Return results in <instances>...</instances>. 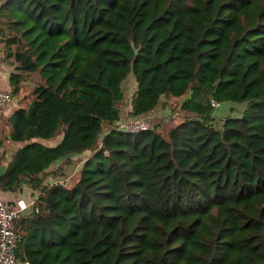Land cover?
<instances>
[{"label":"trees","instance_id":"obj_1","mask_svg":"<svg viewBox=\"0 0 264 264\" xmlns=\"http://www.w3.org/2000/svg\"><path fill=\"white\" fill-rule=\"evenodd\" d=\"M0 44L9 89L35 80L9 115L23 143L0 175V188L39 189L14 219L18 258L264 264V0H1ZM129 71L127 115L161 93L186 94L192 114L166 134L118 128ZM211 97L246 108L216 126ZM84 150L72 183L44 181Z\"/></svg>","mask_w":264,"mask_h":264},{"label":"rangeland","instance_id":"obj_2","mask_svg":"<svg viewBox=\"0 0 264 264\" xmlns=\"http://www.w3.org/2000/svg\"><path fill=\"white\" fill-rule=\"evenodd\" d=\"M2 64L3 65L1 70L3 71H4V66L5 67L8 66L9 68H12V66L7 64L4 59L2 60ZM135 88H136V81L134 74L132 71H129L121 84L122 97L119 100L120 118L129 116L127 115V111L130 105L131 94L135 90ZM185 96L186 94L180 96H166L163 93H161L158 97V101L154 106V108L150 112H148L150 113L148 115L149 125H153L156 123L158 128L164 134H166L171 125L180 121L185 116L192 114L188 110H185L181 107V102L185 98ZM215 99H217L220 102L218 105L215 106L213 105L211 109V116L213 117L212 121L216 126L221 125V118L223 116L241 115L246 108V101H236L227 97H220ZM55 139H57V137H55ZM88 153H90L89 150H84L79 152L78 153L79 155L73 160H71L72 163H75L76 160H80V159L83 160ZM75 166L76 165L74 164L73 165L74 168L72 167L73 171H71L69 175H66L67 176L66 178H62L64 177L63 172H59L58 170L55 169L56 173L54 175H59V176L58 177L48 176V180L46 178L45 181L50 182L55 180L57 181L62 180L63 182H67L68 184H70L74 181V177L76 176L77 169Z\"/></svg>","mask_w":264,"mask_h":264},{"label":"crops","instance_id":"obj_3","mask_svg":"<svg viewBox=\"0 0 264 264\" xmlns=\"http://www.w3.org/2000/svg\"><path fill=\"white\" fill-rule=\"evenodd\" d=\"M2 65L0 67V86L2 88L9 89L10 84L8 80V75H9V71L12 68H9L8 66L7 67L4 66V71H3L1 70ZM34 85H35V80L32 78H27L23 80L18 90L13 92L12 98L5 101L2 106V109L0 111V163L4 162L5 164H7L8 161L11 159L16 148L23 143L22 141H13L9 139L8 131H9L10 125H9L8 118L11 112L17 106L24 105L27 102L28 95L30 94V91L32 90ZM129 108H130V105H129ZM56 137L57 139L50 140V141L43 140V142L50 143V144L54 143L56 140L60 138V135H57ZM78 153L79 152H70L64 156L59 157L53 163H51L45 169L46 172L44 174L45 175L44 181L46 180V178L48 180V176H52V177L59 176V175H53V174L48 175V170H54L58 166L61 167V170L64 173V177L62 178H66L67 177L66 175H69L70 172L73 171L72 167L74 164L76 165L75 167L78 170L80 165L82 164V159L76 160L75 163H72L71 161L79 155ZM65 157H68L69 161H65ZM38 193H39V189L37 187L30 185L28 182H22L21 185L15 189L0 188V197L4 199L9 205H16L17 200H21L22 202L26 203V207L23 209V212L21 214H24L30 211L29 200L31 197L36 196Z\"/></svg>","mask_w":264,"mask_h":264},{"label":"built area","instance_id":"obj_4","mask_svg":"<svg viewBox=\"0 0 264 264\" xmlns=\"http://www.w3.org/2000/svg\"><path fill=\"white\" fill-rule=\"evenodd\" d=\"M2 65V48L0 46V67ZM13 92L8 88L0 86V111L5 101L11 99ZM210 103L218 105L220 102L211 97ZM150 112V111H149ZM144 113L136 116L122 117L118 120L117 127L126 131L136 132L145 129L149 126L148 115ZM36 196L29 200L30 211L37 210L35 205ZM26 203L17 200L16 205H9L4 199L0 197V264H29L27 259H20L16 255V247L18 241V233L14 228V219L19 216ZM26 212V213H29Z\"/></svg>","mask_w":264,"mask_h":264},{"label":"water","instance_id":"obj_5","mask_svg":"<svg viewBox=\"0 0 264 264\" xmlns=\"http://www.w3.org/2000/svg\"><path fill=\"white\" fill-rule=\"evenodd\" d=\"M6 164L4 162L0 163V175L5 171ZM250 264H256V263H250Z\"/></svg>","mask_w":264,"mask_h":264}]
</instances>
